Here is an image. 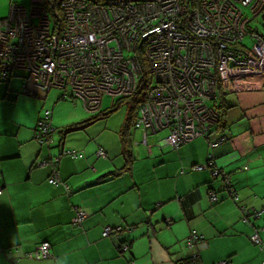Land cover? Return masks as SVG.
<instances>
[{
  "label": "crops",
  "instance_id": "1",
  "mask_svg": "<svg viewBox=\"0 0 264 264\" xmlns=\"http://www.w3.org/2000/svg\"><path fill=\"white\" fill-rule=\"evenodd\" d=\"M23 78L24 70L7 79L0 74V264H13L14 257L16 264H192L186 258L195 250L200 264H263L264 249L251 234L260 228L264 245V78H245L226 94L225 127L216 133L221 144L213 148L197 137L180 149L150 139L144 129L134 141L124 130L115 144L101 146L82 132L58 130L55 147L40 145L35 133L45 93H25ZM63 149L81 153L58 160L69 191L49 182L51 164L38 165ZM210 160L212 167L193 168ZM243 206L261 215L247 222ZM79 208L87 216L76 224ZM107 226H121L120 237H105ZM192 231L206 247H188ZM43 242L51 245L50 257L23 256Z\"/></svg>",
  "mask_w": 264,
  "mask_h": 264
},
{
  "label": "built area",
  "instance_id": "2",
  "mask_svg": "<svg viewBox=\"0 0 264 264\" xmlns=\"http://www.w3.org/2000/svg\"><path fill=\"white\" fill-rule=\"evenodd\" d=\"M60 4L58 28L53 25L47 8ZM191 6V7H190ZM243 7L254 16L264 11V0H32L30 8L12 4L7 17L0 18V74L8 77L15 69L27 72L34 96L36 90L64 91L77 98L89 112H100L106 95L127 98L136 94L144 81V101L133 125L159 132L168 129L164 144L174 149L197 137L208 138L214 148L224 141L219 128L220 102L223 94L236 89L245 78H264V37L250 31ZM254 40L244 45L245 37ZM140 55L145 62L143 66ZM53 111L39 118L35 138L40 145H51L55 127ZM101 155H106L101 149ZM62 155L79 157L74 149H63L60 155L38 161L51 164L49 182L64 184L58 172ZM197 164L195 170L212 167ZM214 175H223L213 168ZM226 187L239 197L225 178ZM4 187L0 185V196ZM212 200H218L212 194ZM244 220L259 217L260 210L242 207ZM79 208L76 224L86 218ZM121 226H107L103 235L117 239ZM254 244L264 249L260 229L251 234ZM206 247L196 231L188 244ZM49 242L39 244L23 256L43 260L51 256ZM125 250L127 244L121 245ZM19 257H14L16 264ZM197 264H200L199 262ZM217 264H229L223 260ZM264 264V261H263Z\"/></svg>",
  "mask_w": 264,
  "mask_h": 264
},
{
  "label": "rangeland",
  "instance_id": "3",
  "mask_svg": "<svg viewBox=\"0 0 264 264\" xmlns=\"http://www.w3.org/2000/svg\"><path fill=\"white\" fill-rule=\"evenodd\" d=\"M32 0H0V18L7 17L11 10L12 3H18L24 5L28 8L31 6ZM243 11L246 17H249L250 21L248 23L249 30L257 31L260 35L264 37V11L259 15L254 16V13L250 7H243ZM254 40L247 35L245 37L244 45L251 47ZM24 82L27 80L23 78ZM23 80L21 83H23ZM28 86L32 87L31 80H27ZM28 87V89H29ZM25 89V88H24ZM45 93V105L43 106L42 114L44 115L46 110L50 109L53 111L52 122L55 127L54 139L56 138L59 131H64L66 133L70 129L69 134H74L77 132H82L86 137H91V142L96 143L97 138L99 139V145L115 144L117 136L120 138L122 132L129 131L131 140L134 141L144 136V130L141 128H136L132 125L133 121L136 119L137 115L134 112H130V102L127 99L120 97L116 98L115 109L110 112L112 107V97L106 95L103 99V104L101 105L100 112H89L80 100H73L64 96V91L59 88H52L49 92ZM43 102V101H41ZM42 115V116H43ZM132 115L130 121L129 129L126 130L129 117ZM90 119L89 122H82L81 120ZM81 121V122H80ZM79 129L72 128L71 125H78ZM58 127V128H57ZM84 130V131H82ZM68 133V132H67ZM68 134V135H69ZM169 134L168 129H163L157 133L149 131L150 139L155 137L157 141L162 140L165 136ZM144 146L148 147L147 143H142Z\"/></svg>",
  "mask_w": 264,
  "mask_h": 264
},
{
  "label": "trees",
  "instance_id": "4",
  "mask_svg": "<svg viewBox=\"0 0 264 264\" xmlns=\"http://www.w3.org/2000/svg\"><path fill=\"white\" fill-rule=\"evenodd\" d=\"M184 1H187V0H184ZM190 2H192V4L193 5H197L198 3H200L201 2V0H190ZM12 4H14V3H12ZM16 4H18V3H16ZM60 4H59V2H55V1H53V2H51V5L47 8V10H48V12H49V15H50V17H51V21H52V23H53V25L55 24V27L57 26V28L61 25H59L58 24V19H57V16L58 15H61V12H60V14H58L59 13V10H60ZM26 7V6H25ZM191 7V6H190ZM28 8V7H27ZM255 32H257V31H255ZM143 57H142V55H140V59H141V62H142V64H143V66L145 67V62L143 61V59H142ZM20 71H22V70H20V69H15L14 71H13V73H11L8 77H10V76H12L14 73H17V72H20ZM26 72V71H25ZM27 73V72H26ZM8 77H6V78H4V79H7ZM3 78V77H2ZM146 83L143 81L142 82V84L140 85V89H139V91L136 93V94H134L133 96H129V97H127V98H123V99H127L129 102H130V105H131V107H130V112H134L135 111V114L137 115L138 114V109H139V107L141 106V104L143 103V101H144V90H145V88H146ZM25 88V87H24ZM25 92V91H24ZM223 97H222V100H221V102H220V106H219V110H220V120H219V128L218 129H223L224 127H225V113H226V105H225V96H226V94H223L222 95ZM63 97H65V96H63ZM117 102V101H116ZM116 102L112 105V107H111V109H110V112L113 110V109H115L116 107H115V105H116ZM137 118V117H136ZM131 119H132V115L129 117V120H128V124H127V126L128 125H130V121H131ZM90 121V119L89 120H86V121H84V122H89ZM133 123H134V121H133ZM133 123H132V125H133ZM79 126V124L78 125H75V124H72V126L71 127H78ZM185 145V144H184ZM183 146V145H182ZM181 146V147H182ZM180 147V148H181ZM179 148V149H180ZM260 229V228H259ZM198 235L200 236V240H202V241H204L205 239H204V237H203V235H201L200 233H198ZM188 241V240H187ZM188 243V242H187ZM198 244V243H197ZM197 244H195V245H197ZM194 245V246H195ZM188 247H190L189 246V244H188ZM191 248V247H190ZM193 248V247H192ZM194 254H190L189 256H187V258H186V260H187V262H190V263H192V264H197L198 262L200 263V261H199V256H198V254H197V250H195L194 252H193Z\"/></svg>",
  "mask_w": 264,
  "mask_h": 264
},
{
  "label": "water",
  "instance_id": "5",
  "mask_svg": "<svg viewBox=\"0 0 264 264\" xmlns=\"http://www.w3.org/2000/svg\"><path fill=\"white\" fill-rule=\"evenodd\" d=\"M47 92H48V91H47ZM53 147H55V145H53V144L47 146V148H49V149H50V148H53ZM52 157H54V156H53V155H50V158H52Z\"/></svg>",
  "mask_w": 264,
  "mask_h": 264
}]
</instances>
